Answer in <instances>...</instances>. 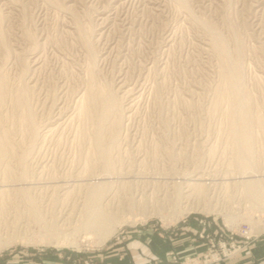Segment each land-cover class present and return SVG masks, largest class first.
Instances as JSON below:
<instances>
[{
  "label": "rangeland",
  "instance_id": "1",
  "mask_svg": "<svg viewBox=\"0 0 264 264\" xmlns=\"http://www.w3.org/2000/svg\"><path fill=\"white\" fill-rule=\"evenodd\" d=\"M121 1L0 0V77L6 79L0 129L15 147L0 160V190L28 187L50 220L49 214L61 209L70 212L77 199L82 205L85 184L109 182L124 216L138 215L117 225L102 245L83 234L76 248L56 246L42 240L43 223L13 191L9 204L0 206L2 223L8 222L1 225L2 233L14 239L0 251V264H27L47 255L69 264H94L95 254L124 241L131 230L172 232L190 222L187 227L206 251L184 260L171 253L169 264H226L264 235L263 211L242 212L247 203L238 190L241 169L229 144L233 118L227 98H218L222 60L210 42L218 34L232 56L241 44L242 88L255 113L252 121L264 118V0ZM18 88L26 91L38 125L34 137L21 124L13 101ZM90 88L113 92L119 105L105 121L108 133L103 130L113 174L101 158L91 157L94 126L77 110L79 96ZM115 118L120 120L116 133ZM253 130L255 170L264 172V136L257 126ZM91 163L93 169L86 172ZM24 168L29 171L25 184L5 181V169L19 175ZM193 180L204 183L206 191L199 195L188 187ZM64 183L73 194L68 200L57 189ZM227 214L243 216L231 227ZM246 227L250 236L243 234Z\"/></svg>",
  "mask_w": 264,
  "mask_h": 264
},
{
  "label": "bare ground",
  "instance_id": "2",
  "mask_svg": "<svg viewBox=\"0 0 264 264\" xmlns=\"http://www.w3.org/2000/svg\"><path fill=\"white\" fill-rule=\"evenodd\" d=\"M122 1H124V0H122ZM210 42H211V47H213L212 49L215 50L216 53L219 54L220 59L222 60L221 61L222 62V70H221V80H220L221 83H220V87H219V89L217 91L218 98L219 99L227 98V100L230 103V110L228 112V115L233 118L232 122H231V133H232L233 137L232 138L230 137L231 141L229 142V144H230L231 148L235 151V154H236V158H234L235 159L234 160V164L239 169H241V171H240L241 175L239 176L240 179L238 178L239 180L237 181L238 184H239L238 186L240 187V188H238V190L240 191L241 195L244 196L245 203H247L246 206H242L243 207L242 212H243L244 209H245V211H250V212L252 211L253 212V211H256L257 209L260 208L261 211H263V213H264V172H259L258 170H255L257 165L255 167L254 156L256 155L255 154L256 150H255V138H254V133H253V131H255V130H253V127L257 126V128L259 129V132H261L262 135L264 136V118L258 117L257 118V120H258L257 122H253L252 121V118H253L255 113H253L251 111V108L248 105V100H249L248 97L249 96H248V94L244 93L243 88H242V83H243L242 64L243 63L241 62V55H242L243 50L241 48V44L239 43L237 45V47H236L235 55L232 56V54L228 50V46H227L225 40L221 36H219L218 34L213 35V38L211 39ZM38 62H39V60H38ZM96 63H97V61H96ZM151 65H152V63H151ZM1 76H3V75L1 74ZM4 78H5V76L4 77H0V104H2L4 98H6L5 97V95H6V84H5L6 83L5 82L6 79H4ZM121 82H122V80H120L119 84H121ZM142 82H143V80H142ZM122 84H121V88L123 86ZM22 87L23 86H21V88ZM23 88H25L26 91H28L26 87H23ZM18 89H20V88H18ZM18 89L14 93V94H17V95L15 97H13L14 98L13 101L15 103V106L17 107L16 110L20 111V113H21V114L19 113L20 114V122H21V124L23 123L24 126H26V128H27L26 132H28L30 134V136L34 137L35 134H36V127L38 125L35 127V124H34V122H35L34 120L35 119H33V117H32L34 115L28 109V104H27L28 100H27L26 91L24 89H20L18 91ZM61 94H60V96H61ZM242 95L246 96V100H242V99H245L244 97L242 98ZM134 96H135V94H134ZM137 99H136V101H137ZM14 103H12V104H14ZM77 104H78V109H77L78 113H79V115L81 117H83L85 123L86 124L89 123V124L94 126V129H93V133L94 134H93V137H91V140H92L93 150L95 151V153H93V155L91 157L101 158L103 160L105 171L107 173H109V174H113L114 168H113V163H112L111 154H110L111 149L109 148L108 145H106L104 137H103V133H105V132H103V130L104 129L106 130L105 121L119 107L117 101L114 98L113 92L105 91V90H102V89H99V90L96 91L95 89H91L90 88V89H88V91H85V93H83V94H81L79 96ZM131 104H132V102H131ZM0 106H2V105H0ZM15 106H14V108H15ZM114 121L115 122L112 123V132L115 130V128L119 124L120 120H119V118H115ZM24 126H22V127L24 128ZM0 128H1V125H0ZM45 128H47V127H45ZM48 131H49V129H48ZM24 132H25V130H24ZM106 132H107V130H106ZM9 141L7 139L6 133L4 131H1V129H0V160L3 159L4 157H6V155L12 154V151L15 148L14 147L12 149V146H13V145H11L12 141L11 142H9ZM14 152H15V150H14ZM26 156L27 155H24V156L20 157L21 159H23L22 164H24V160H25ZM38 163H39V161H38ZM25 168H26V166H25ZM25 168L22 170L21 174H19V175L18 174L15 175L13 173V171H11V169H5V171H4V179H5V181L8 180V182H19V183L25 184L26 181H27L28 172H29ZM91 168L93 169L92 163H91V165H88L85 168L86 169L85 171L86 172H91V170H92ZM197 180L196 181L193 180L194 182L191 181L192 183H188V187H191L192 190H194V192H196L197 194L200 195V194H202L203 189L205 188L204 187L205 184L201 183L200 180H199V182H197ZM0 182H2V181H0ZM184 183H186V182H184ZM234 184H235V182H234ZM87 185H88V187H86L87 190L85 192L84 199L81 200V201L79 200L80 202H82L81 206H80V204H78L79 202H78V199H77V201H74L75 202L74 204H73V202L71 203L73 205H72V208H71L70 212H68L69 209H67V208H66L67 210H65V209H61L60 210V208H59L60 211H58L57 213L55 212L53 214H49L48 217H50L49 218L50 220H47V218L45 219V217L42 216L44 214H41V211H42L40 209L41 208L40 207L41 204H40V202H38L36 200V198H34L33 194H31V192L29 191L28 187H21V188H15L14 187L13 189L11 188V189H2V190H0V206H1V204H2V206H4L7 203V201H8L7 199L9 198L11 192L13 193V191H17V192H19L21 194L20 196L23 197L25 199V201L28 202L29 207H30L31 216H33V219H35L38 222H42L43 223L42 224L43 226L42 225L41 226H42V228L44 230H43V232L40 233V235L42 236V240L44 242L49 243V244H54L56 246L65 245V246H74L76 248L80 244L77 239L80 236H82L83 234H90L94 238L93 240H96V241H94V242H96V244L102 245L116 232V226L117 225L123 224L124 222L128 221L129 218H133V216L137 217L138 215H133L131 213L132 216H130V217H127V215L124 216V214H126L125 213V209L122 208V206L120 207V205H118L117 203L114 204V202H113L114 201V196H115L116 193L113 192L114 189L113 190L111 189V187H110L111 183H109V182L94 183L93 182L92 184H90V183L89 184L88 183L85 184V186H87ZM236 185H237V183H236ZM3 186H4V184L3 185L0 184V188H3ZM85 186H83V187H85ZM67 187L68 186H66V184L64 183V184L58 186V188H57L59 191H64L62 193V197L64 196L65 199L68 196H70V195L72 196L73 195L71 190H69V191L67 190ZM79 187H81V186H79ZM208 189H209V186H208ZM174 190H175V187H174ZM174 190H173V192H174ZM188 190H189V188H188ZM177 192H180V191H177ZM73 193H75V192H73ZM212 193H213V190H212ZM179 194H182V192L179 193ZM71 196H70V198H71ZM131 197H132V195H131ZM174 197H175V199L177 201L180 199L178 194H176V193H175ZM211 198H213V197H211ZM66 200H68V199H66ZM142 200H143V197H141V200L139 199V201H142ZM172 200L174 201V199H172ZM176 200H175V203H176ZM180 201H181V199L178 202H180ZM187 201H188V198H187ZM115 202H117V201L115 200ZM161 202L163 203V201H161ZM182 202H184V201H182ZM193 202H195V201H193ZM175 203H174V205H175ZM8 204H6V205H8ZM131 204H132V202H131ZM242 204H244V203H242ZM64 205H63V207H64ZM194 206H195V204H194ZM157 208H159V207H157ZM170 208H172V207H170ZM175 208H176V206L174 207V209ZM180 209H182V208H180ZM188 209L191 210L190 207ZM127 210H129V209H127ZM178 210H176V211H178ZM183 210H185L184 207H183ZM164 211H165V209H164ZM258 211H260V210H258ZM182 212H181V214H182ZM156 213H158V212H156ZM178 213H177V216H178ZM239 213H241V212H239ZM255 213H254V215H255ZM261 213H259V214H261ZM137 214H139V213H137ZM158 214H161V213H158ZM225 216H226L227 224L230 225L231 227H233L232 225L234 224V222H236V219L240 215L239 216H237V215L232 216L230 214H227ZM241 216H243V215L241 214ZM251 216L252 215L250 214V217ZM259 216L260 215H258V218H256V220L260 218ZM252 218H253V216H252ZM1 219H2V217H0V251L2 249L6 248L7 246H10V244L14 240L12 238V236H10L7 232L4 231L2 233V231H3L2 226L4 225V223H6V225H7L8 222H3L2 223L3 220H1ZM133 219H131L132 222H133ZM35 220H34V223H35ZM136 220H138V218ZM245 221H246V219H245ZM11 224H13V223H11ZM35 225H37V223ZM8 226H10V225H8ZM38 227L39 226H37V228H35V230L38 229ZM29 230H31V229H29ZM37 234H38V231H37ZM34 237H35V235H34ZM37 238H39V237H37ZM30 239L27 240V241L31 242L32 239L31 240ZM86 241H88V240H86Z\"/></svg>",
  "mask_w": 264,
  "mask_h": 264
},
{
  "label": "crops",
  "instance_id": "3",
  "mask_svg": "<svg viewBox=\"0 0 264 264\" xmlns=\"http://www.w3.org/2000/svg\"><path fill=\"white\" fill-rule=\"evenodd\" d=\"M188 225L172 232H159L149 227L131 230L124 241H117L108 249L95 254L94 264H169L171 253H175L179 260L200 255L206 251V247L197 241ZM27 264L69 262L61 256L47 255ZM226 264H264V235Z\"/></svg>",
  "mask_w": 264,
  "mask_h": 264
},
{
  "label": "built area",
  "instance_id": "4",
  "mask_svg": "<svg viewBox=\"0 0 264 264\" xmlns=\"http://www.w3.org/2000/svg\"><path fill=\"white\" fill-rule=\"evenodd\" d=\"M243 234L247 235V236H250V228L249 227H246L244 230H243ZM250 238V237H248Z\"/></svg>",
  "mask_w": 264,
  "mask_h": 264
}]
</instances>
